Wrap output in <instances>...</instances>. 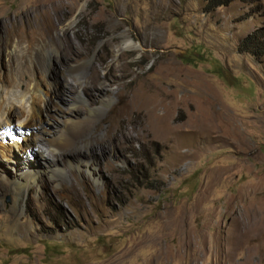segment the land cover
<instances>
[{"label":"rangeland","instance_id":"1","mask_svg":"<svg viewBox=\"0 0 264 264\" xmlns=\"http://www.w3.org/2000/svg\"><path fill=\"white\" fill-rule=\"evenodd\" d=\"M38 2L0 0V23ZM259 4L234 0L204 12V0H62L53 34L70 36L80 51L67 62L93 60L102 75L109 68L120 73L121 65L131 73L119 82L159 88L160 98L176 91L179 101L164 99L154 128L140 120L142 108L127 110L118 123L130 128L137 117L133 138L61 157L66 168L67 161H91L95 176L84 163L56 184L42 174L22 206L4 183L20 165L0 167V264H264V53L237 49L245 35L264 29V0ZM22 22L25 47L26 16ZM123 32L143 48L113 59ZM0 34L10 32L0 27ZM50 68L62 82L54 101L67 108L73 93L63 89L59 65ZM47 80L38 75L43 91ZM116 87L108 81L109 90ZM75 101L83 114L87 104ZM48 114L59 115L55 107ZM32 137L26 159L45 169L51 158L40 155Z\"/></svg>","mask_w":264,"mask_h":264},{"label":"bare ground","instance_id":"2","mask_svg":"<svg viewBox=\"0 0 264 264\" xmlns=\"http://www.w3.org/2000/svg\"><path fill=\"white\" fill-rule=\"evenodd\" d=\"M62 7V0H39L34 6L14 15L9 24L0 23L1 28L5 27L7 32H10V35L7 34L5 38L0 34V38L4 40L0 46V56L5 57L7 63V71L0 72V129L2 131L0 134V167L8 172L9 167L14 170L16 165H20L17 167L18 173L11 180L4 181L12 189L17 207L25 203L24 193L30 187L40 188L42 174L53 178L56 184L62 181L65 171L69 168L79 170L84 163V168L95 176L96 168L91 166V161H67L65 162V165H68L66 168L60 166L61 157L73 150L84 154L85 152H103L115 147V143L121 144L126 138L127 140L133 138L137 117L129 120V124L132 125L130 128L127 123L119 124L127 110L135 111L136 107L142 108L143 115L140 120L145 121L149 128H154L163 119L158 115V109L163 108L164 99L168 97L174 104L179 101L176 98V91L167 92L160 98L159 88L153 87L151 92L149 85L143 82L136 84L119 82L131 73L125 71L121 65L120 73L116 74L114 69L109 68L102 75L99 72L100 68L93 60L84 58L73 63L67 62L72 52L80 58V51L76 49L70 36L56 34L58 36L56 37L53 34L58 30L54 17ZM73 11L72 9V14ZM24 16L27 17L28 23L25 47L21 45L23 37L17 30L21 24L25 23L22 22ZM72 21L71 19L65 25L63 24L62 30ZM12 36L16 37L13 46ZM137 47L142 49L143 45L135 43L128 32H123L121 43L116 46V52L111 56L116 59L121 51H129ZM55 63L59 65L61 76H65L63 89L66 88L73 93L67 108H62L54 101V98L62 95L59 88L62 82L57 78L60 76L55 77L50 68V64ZM157 71L160 72L159 69ZM38 75L48 77L47 90L41 89ZM52 75L53 79H50ZM68 76L73 79L74 83L66 78ZM108 81L116 83V89L109 90ZM94 90L101 92L102 97L98 98L94 95ZM75 100L87 104V108L81 115H79L81 111L75 105V102L77 103ZM97 100H99L98 104ZM149 105L152 109L151 114L150 110L146 109ZM53 107L57 109L58 116L48 114ZM103 118H105L104 121H102ZM44 124L55 126L52 129V126L48 128ZM17 127L25 128L27 131ZM20 130L24 132L20 144L16 140L9 139V134H14L16 131L19 133ZM33 133L37 136V143H40L38 146V150L41 151L40 155L43 158L46 156L52 159L51 161L45 159L48 162L45 169L31 165L26 159L29 149L33 151V146L36 144L32 141ZM50 151L57 152L54 158L50 157ZM20 157L26 160L23 161Z\"/></svg>","mask_w":264,"mask_h":264},{"label":"trees","instance_id":"3","mask_svg":"<svg viewBox=\"0 0 264 264\" xmlns=\"http://www.w3.org/2000/svg\"><path fill=\"white\" fill-rule=\"evenodd\" d=\"M234 0H204L203 11L209 12L216 7L226 6ZM246 4H253L260 7L259 0H238ZM245 49L254 55L264 53V29H255L249 34L245 35L238 43L237 49Z\"/></svg>","mask_w":264,"mask_h":264},{"label":"clouds","instance_id":"4","mask_svg":"<svg viewBox=\"0 0 264 264\" xmlns=\"http://www.w3.org/2000/svg\"><path fill=\"white\" fill-rule=\"evenodd\" d=\"M26 131H27V130H26ZM0 133H1V132H0ZM9 135H10V137L15 138L16 141H18V142H21V140H22V138L19 137V136H17L16 134H9Z\"/></svg>","mask_w":264,"mask_h":264}]
</instances>
